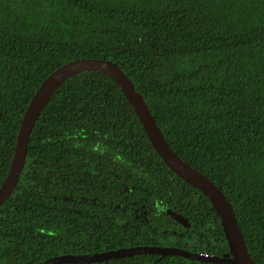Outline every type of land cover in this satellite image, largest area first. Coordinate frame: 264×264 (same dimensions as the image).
Returning a JSON list of instances; mask_svg holds the SVG:
<instances>
[{"label":"trees","instance_id":"1","mask_svg":"<svg viewBox=\"0 0 264 264\" xmlns=\"http://www.w3.org/2000/svg\"><path fill=\"white\" fill-rule=\"evenodd\" d=\"M82 59L118 64L264 264V0H0V188L35 93ZM136 247L232 257L216 209L161 159L120 86L84 72L34 125L0 208V264ZM89 264L220 263L147 254Z\"/></svg>","mask_w":264,"mask_h":264},{"label":"water","instance_id":"2","mask_svg":"<svg viewBox=\"0 0 264 264\" xmlns=\"http://www.w3.org/2000/svg\"><path fill=\"white\" fill-rule=\"evenodd\" d=\"M90 71L105 74L120 86L129 104L133 107L139 117V120L141 121L153 148L161 159L173 172L176 173L178 177L183 179L192 187L200 190L209 199L221 218L232 252V257H208L176 248L136 247L94 255L58 256L41 264H89L147 254H157L162 257L171 255L181 256L192 260L220 264H255L246 247L234 210L226 196L210 180L188 166L172 151L164 139L160 128L150 112V109L145 103L143 96L136 91L133 82L120 69L118 64L111 61L98 59H82L73 61L55 70L41 84L40 88L31 100L20 126L13 162L9 174L0 188V208L5 204L7 199L13 194L18 186L26 163L31 133L37 119L49 99L68 79L78 74ZM168 214L181 225L189 227L188 220L180 214L173 211H168Z\"/></svg>","mask_w":264,"mask_h":264}]
</instances>
